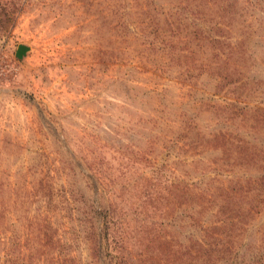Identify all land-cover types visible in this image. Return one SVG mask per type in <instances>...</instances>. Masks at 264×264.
<instances>
[{"label": "rangeland", "instance_id": "374dc122", "mask_svg": "<svg viewBox=\"0 0 264 264\" xmlns=\"http://www.w3.org/2000/svg\"><path fill=\"white\" fill-rule=\"evenodd\" d=\"M263 106L261 0H0V264H196L186 210L264 264L261 198L221 196L261 169L209 141Z\"/></svg>", "mask_w": 264, "mask_h": 264}, {"label": "trees", "instance_id": "16d2710c", "mask_svg": "<svg viewBox=\"0 0 264 264\" xmlns=\"http://www.w3.org/2000/svg\"><path fill=\"white\" fill-rule=\"evenodd\" d=\"M261 1L264 2V0ZM204 38L206 39L205 36ZM211 41L213 42H211L210 47H213L214 43L216 42H214V38H212ZM230 61V59H226L223 61L220 60L219 63L218 61L215 63L217 65H224L225 63H232ZM238 67L239 66H237L236 68ZM218 76L219 80L223 81V83L226 82L230 85L235 84L234 79H232L235 76L234 74H227L226 71L225 73H220ZM232 102L233 101H231L230 105L233 106ZM243 117L251 119V124L245 123V126H249L250 131L247 132V136L252 139V142L240 139L235 134L232 135L228 132V127V129L226 130L214 133L211 140L209 141L216 148L222 149L223 151L236 152V155L241 158L243 157L245 161H247V164H258V169H261V175L256 178H251L248 182V186H242L240 184L235 185L234 187H230V192H222L221 196L227 198V201L231 194L241 195L244 192H249L252 193L254 197L261 198V205H264V106L254 111L249 110L245 112V114H243ZM237 118L238 117H236L235 119ZM233 119L234 118L230 120ZM230 120L226 118L223 120V122L225 123V125L229 126ZM252 123H254L255 125H252ZM236 129L240 130L241 128L237 126ZM159 177L160 175L158 171L153 173V179L158 180L160 179ZM173 180H175L173 183L167 185V187H163L164 190L155 193V195L152 196L150 200L155 201L156 198H158L157 200L164 199L170 202L172 200H177V202H180L181 204H190L197 201L196 203L199 204L201 198L204 197L203 193L205 192L203 190H196L198 192L197 194L194 193V185L190 182L185 181L181 178H174ZM203 205L204 204L202 203V206ZM223 206L224 205H221L219 208L223 209ZM185 213L190 216V219L192 218L194 220V225L200 229L202 237L193 240L188 238L187 244H180V247H182L180 251L182 256L185 257L189 255L194 249L195 258L198 261V263L196 264H216L218 262L220 264H250V262L247 261L244 255H239L237 251H234L229 246V241H227L225 237H223L222 235L220 236V234H223V232H220L224 230L223 224H221L219 227L215 225L208 226L203 222L200 223L199 219H197L195 215L189 210H186ZM195 213L198 214L197 210L195 211ZM146 232H148V230H146ZM148 235L151 236L148 241L154 244L159 252L165 251L172 253L169 250V248L172 247V239L164 238V240H162L160 236L154 234ZM186 264H192V262L187 260Z\"/></svg>", "mask_w": 264, "mask_h": 264}]
</instances>
